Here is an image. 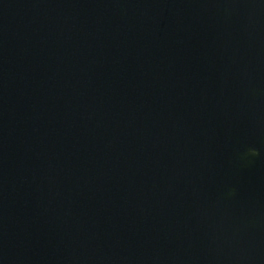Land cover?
<instances>
[{
  "label": "water",
  "instance_id": "95a60500",
  "mask_svg": "<svg viewBox=\"0 0 264 264\" xmlns=\"http://www.w3.org/2000/svg\"><path fill=\"white\" fill-rule=\"evenodd\" d=\"M0 264H264V0H0Z\"/></svg>",
  "mask_w": 264,
  "mask_h": 264
}]
</instances>
